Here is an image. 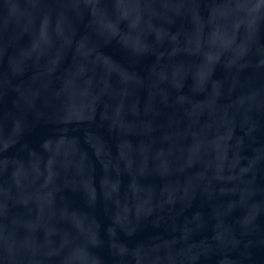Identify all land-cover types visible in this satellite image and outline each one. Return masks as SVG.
<instances>
[{
	"label": "water",
	"instance_id": "1",
	"mask_svg": "<svg viewBox=\"0 0 264 264\" xmlns=\"http://www.w3.org/2000/svg\"><path fill=\"white\" fill-rule=\"evenodd\" d=\"M0 264H264V0H0Z\"/></svg>",
	"mask_w": 264,
	"mask_h": 264
}]
</instances>
